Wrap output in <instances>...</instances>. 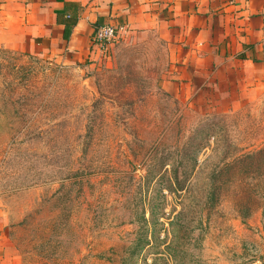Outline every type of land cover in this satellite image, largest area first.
<instances>
[{
  "label": "rangeland",
  "instance_id": "1",
  "mask_svg": "<svg viewBox=\"0 0 264 264\" xmlns=\"http://www.w3.org/2000/svg\"><path fill=\"white\" fill-rule=\"evenodd\" d=\"M15 35L0 32L5 264H264V192L226 167L264 147L258 65L178 82L153 29L73 62ZM162 160L178 167L174 187Z\"/></svg>",
  "mask_w": 264,
  "mask_h": 264
},
{
  "label": "crops",
  "instance_id": "2",
  "mask_svg": "<svg viewBox=\"0 0 264 264\" xmlns=\"http://www.w3.org/2000/svg\"><path fill=\"white\" fill-rule=\"evenodd\" d=\"M76 5V24L66 40L56 16L64 3ZM0 32L28 49L55 51L96 60L101 48L93 45L94 29L102 24L157 31L171 65L170 80H211L230 67H261L264 37V0H0ZM2 24V25H1ZM0 246V264L11 257Z\"/></svg>",
  "mask_w": 264,
  "mask_h": 264
},
{
  "label": "trees",
  "instance_id": "3",
  "mask_svg": "<svg viewBox=\"0 0 264 264\" xmlns=\"http://www.w3.org/2000/svg\"><path fill=\"white\" fill-rule=\"evenodd\" d=\"M71 6L75 7V9L78 8L74 4H70V3H66L65 2L63 4L62 12L60 14H57V16H56V23L59 24V25H62V27H63V30H62L63 40L67 39V36L69 35V32H70L71 28L76 24V21H77V11H75L74 13H71L70 15L68 14L69 8H72ZM208 130H209L208 126H205V125L199 126L193 132V135L190 138L191 142L193 140L194 141L199 140L200 139L199 136H202ZM191 154H193V156H191ZM195 162H196V160H195L194 152H191V151L183 159V163L185 165H190L189 168H188L189 172L193 169V166H194ZM167 163H169V165ZM167 166H171L172 167V172H171V175H169V177H168V181L170 182V185L174 187L176 185L175 184L176 182L179 183L177 181L178 175H177V172H176V169L178 167L174 164V162L172 161L171 164H170V162H168V160H162L157 165V168L160 167L159 169H161L163 171L162 173H164V172H166L165 169H166ZM226 167L228 169H230L229 171H232V172L236 171V173L239 172L240 170H242L244 172L245 171L246 172L250 171L251 173L247 174L246 176L248 177V175H251V177H252V179L254 181L253 186H255L259 191L264 192V147L259 148V149H257L254 152L241 155L238 158H235V159L231 160L228 164H226ZM244 167H246V168H244ZM153 172L157 173V170L153 171ZM158 175L159 174H156V175H154V177H157ZM230 176H229V178H230ZM154 177H150L149 178V176H148L147 184L150 183L154 179ZM218 177L221 178V175L214 174V176H212V178L209 179V182H210L211 186H212V184L217 182L216 180H218ZM212 190L213 189H211V193L209 195L210 196L209 197L210 200H211L212 197H214V193L212 192ZM149 209H150V211H149V216L150 217L149 218L152 219V216H153L155 208H151L150 207ZM262 213L264 214V207H263ZM169 225H171V223ZM143 242L144 241L139 242L135 246V249L138 252L142 249ZM166 249H167V252L170 251L169 250L170 248L167 247ZM133 250H134V248H133ZM167 255H168V257L171 258L172 261L178 262V260L175 259V255H173V257H172V255H170L168 253H167ZM179 260H180V258H179Z\"/></svg>",
  "mask_w": 264,
  "mask_h": 264
},
{
  "label": "built area",
  "instance_id": "4",
  "mask_svg": "<svg viewBox=\"0 0 264 264\" xmlns=\"http://www.w3.org/2000/svg\"><path fill=\"white\" fill-rule=\"evenodd\" d=\"M123 32V28L119 26H113L109 24H102L94 29L91 37V42L98 48L107 47L118 34ZM261 67L264 75V37L261 41Z\"/></svg>",
  "mask_w": 264,
  "mask_h": 264
}]
</instances>
